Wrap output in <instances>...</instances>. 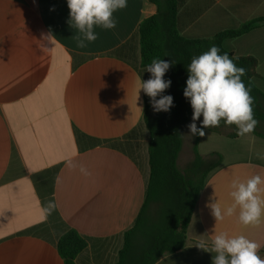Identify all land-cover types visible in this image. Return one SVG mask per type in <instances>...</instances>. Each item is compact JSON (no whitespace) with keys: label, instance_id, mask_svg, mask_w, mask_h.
<instances>
[{"label":"crops","instance_id":"crops-1","mask_svg":"<svg viewBox=\"0 0 264 264\" xmlns=\"http://www.w3.org/2000/svg\"><path fill=\"white\" fill-rule=\"evenodd\" d=\"M155 13L147 0H127L113 14L115 28L96 27L98 39L78 48L67 0H0V264H64L55 243L66 229L87 242L76 264L117 263L149 178L144 92L138 89L151 73L140 67L138 27ZM261 19L264 0H177L176 27L188 40L255 22L223 45L234 57L256 60L264 94V22L256 23ZM185 129L179 169L192 158ZM204 131L197 152L218 153L222 161L199 193L183 247L153 264H212L216 254L196 244L203 240L210 248L221 232L256 241L264 258V218L245 226L237 210L216 221L207 206L217 201L226 209L233 203V179L264 178V139ZM49 201L56 205L57 222L42 212Z\"/></svg>","mask_w":264,"mask_h":264},{"label":"trees","instance_id":"trees-1","mask_svg":"<svg viewBox=\"0 0 264 264\" xmlns=\"http://www.w3.org/2000/svg\"><path fill=\"white\" fill-rule=\"evenodd\" d=\"M147 1L156 7V13L143 20L138 27L140 67L146 69L153 59L170 62L164 79L171 80V85L162 95H171L174 106L168 112H156L150 98L144 93L142 123L149 136V178L144 205L134 225L123 235V245L116 264H153L164 254L180 250L186 242V229L206 178L222 161L218 153L199 155L197 135L191 160L184 169H179L177 165L183 130L192 121L193 115L190 101L183 94L189 75L187 67L193 57L215 45L220 49V54L227 53L238 67L246 70L242 80L250 89L258 121L252 133L264 139V94L259 89L256 60L252 57H234L223 45L225 40L251 29L255 22L244 24L235 31L220 33L211 39L188 40L180 36L176 27L177 0ZM263 22L264 19H261L256 23ZM204 130L228 138L238 136L235 125L227 126L223 120L219 127ZM136 133L135 130L126 138L130 139ZM77 138L80 140L83 136L78 135ZM48 217L50 221L58 220L54 211ZM46 229H40V233L43 235ZM55 246L64 264H76V258L86 249L87 242L74 230L66 229L58 233Z\"/></svg>","mask_w":264,"mask_h":264},{"label":"clouds","instance_id":"clouds-1","mask_svg":"<svg viewBox=\"0 0 264 264\" xmlns=\"http://www.w3.org/2000/svg\"><path fill=\"white\" fill-rule=\"evenodd\" d=\"M69 9V27L76 30L73 39L78 48H86L88 43L98 39L96 27L108 30L116 27L114 13L127 7V0H67ZM50 34L46 39H50ZM170 62L153 59L146 71L151 76L140 81L139 91L150 98L154 111L168 112L173 107V97L162 95L171 85L165 80ZM188 78L184 89V97L189 99L193 110L192 123L187 127L192 136H205V128L219 127L223 120L225 125H235L238 136L252 133L258 121L253 109V97L242 77L246 70L238 67L227 53L220 54V49L213 45L208 51L191 59L187 67ZM159 97V99H157ZM138 99V96H137ZM142 110V109H141ZM203 117L201 127L196 121ZM69 167H75L71 161ZM80 172L90 175L88 170L80 166ZM264 178L254 175L246 181L233 179L230 196L233 203L226 209L216 201L208 204L216 221L225 216L234 215L238 211V220L245 226L259 225L264 218ZM55 203L49 201L42 208L45 217L55 210ZM196 246L206 252L215 253L212 264H264L259 255L261 245L245 235L229 236L226 232L215 234L212 245L199 241Z\"/></svg>","mask_w":264,"mask_h":264},{"label":"rangeland","instance_id":"rangeland-1","mask_svg":"<svg viewBox=\"0 0 264 264\" xmlns=\"http://www.w3.org/2000/svg\"><path fill=\"white\" fill-rule=\"evenodd\" d=\"M203 119V117L201 116V118L199 119V120H197L196 121V123H197V125L200 123V121ZM191 123H192V121H191ZM190 124V123H189ZM188 124V125H189ZM187 125V126H188ZM186 126V129H185V136H187L186 138H185V142H187V145H188V149H187V155L189 154V153H192V152H190V148H191V146H192V144H193V140H192V136H191V133H190V130H189V128ZM188 163H186L185 165L183 164V168H185V166L187 165Z\"/></svg>","mask_w":264,"mask_h":264}]
</instances>
